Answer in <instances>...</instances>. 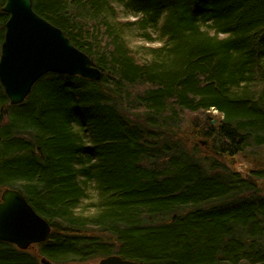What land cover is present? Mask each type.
I'll return each instance as SVG.
<instances>
[{"label": "trees", "instance_id": "1", "mask_svg": "<svg viewBox=\"0 0 264 264\" xmlns=\"http://www.w3.org/2000/svg\"><path fill=\"white\" fill-rule=\"evenodd\" d=\"M32 1L102 79L48 74L19 105L0 83V193L52 228L35 253L0 242V264H264V0ZM186 113L250 178L187 150Z\"/></svg>", "mask_w": 264, "mask_h": 264}, {"label": "water", "instance_id": "2", "mask_svg": "<svg viewBox=\"0 0 264 264\" xmlns=\"http://www.w3.org/2000/svg\"><path fill=\"white\" fill-rule=\"evenodd\" d=\"M3 11L9 20L0 57V83L11 105L24 103L34 85L48 74L79 76L90 81L102 79V72L93 66L91 58L76 48L61 29L34 11L32 0H6ZM51 233L50 224L21 192H2L0 242L28 251L47 242ZM42 263L51 264L46 259ZM98 264L139 263L113 255Z\"/></svg>", "mask_w": 264, "mask_h": 264}, {"label": "rangeland", "instance_id": "3", "mask_svg": "<svg viewBox=\"0 0 264 264\" xmlns=\"http://www.w3.org/2000/svg\"><path fill=\"white\" fill-rule=\"evenodd\" d=\"M126 37L129 39V42L131 46L135 49L141 46L146 45L141 39L136 37V34L132 33L131 31L126 32ZM148 46V45H146ZM217 121L215 124H220L221 119L217 112L213 113V119L212 121ZM207 125V122L205 120V117L203 115L199 114H189L186 113L183 118V123L181 127L179 128L178 132H176V136L178 139H182L184 142L186 148L188 151L195 152L199 157H206L210 161H216L219 163V165L228 171V173H238L242 177H249L251 174H253L254 170L256 169L255 165L249 162L247 159L242 157L241 155H237L235 157L232 156H218L214 153H209L207 151L209 148H211V142L208 138L200 135V131L205 128ZM207 142V144H202ZM254 180V179H253ZM257 188L260 190L261 194L264 195V180H258L256 181ZM0 193V199H1ZM93 200L92 193L89 194V202H86L83 204L84 209H92V202ZM89 203V204H88ZM84 210V211H85ZM93 211V209H92ZM91 213V212H87ZM35 246L31 247L28 251L31 253H35L36 249ZM100 260H92L89 262H74L70 264H98ZM43 264V263H42Z\"/></svg>", "mask_w": 264, "mask_h": 264}, {"label": "bare ground", "instance_id": "4", "mask_svg": "<svg viewBox=\"0 0 264 264\" xmlns=\"http://www.w3.org/2000/svg\"><path fill=\"white\" fill-rule=\"evenodd\" d=\"M215 121H216V120H215ZM215 121H212V124H215V123H214Z\"/></svg>", "mask_w": 264, "mask_h": 264}]
</instances>
